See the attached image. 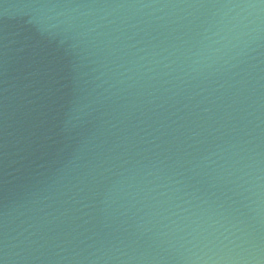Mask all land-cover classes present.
<instances>
[{
  "label": "water",
  "instance_id": "95a60500",
  "mask_svg": "<svg viewBox=\"0 0 264 264\" xmlns=\"http://www.w3.org/2000/svg\"><path fill=\"white\" fill-rule=\"evenodd\" d=\"M0 264H264V0H0Z\"/></svg>",
  "mask_w": 264,
  "mask_h": 264
}]
</instances>
